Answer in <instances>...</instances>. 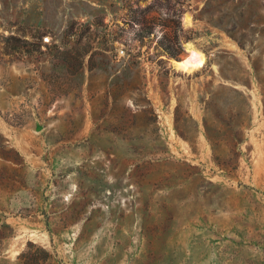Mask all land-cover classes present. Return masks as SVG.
<instances>
[{
  "label": "rangeland",
  "instance_id": "374dc122",
  "mask_svg": "<svg viewBox=\"0 0 264 264\" xmlns=\"http://www.w3.org/2000/svg\"><path fill=\"white\" fill-rule=\"evenodd\" d=\"M92 1L0 0V264H264V0Z\"/></svg>",
  "mask_w": 264,
  "mask_h": 264
},
{
  "label": "trees",
  "instance_id": "16d2710c",
  "mask_svg": "<svg viewBox=\"0 0 264 264\" xmlns=\"http://www.w3.org/2000/svg\"><path fill=\"white\" fill-rule=\"evenodd\" d=\"M255 3L256 2L254 0H246L240 4L241 12L239 13V16L242 17V19H244L246 26L253 25V22L249 20H250V13L252 12ZM234 23L236 24L237 22L235 21ZM235 24L233 25V27H235ZM167 51H169L168 54L170 55V57H178L180 54L179 52L174 51L171 48H167ZM231 92L235 93V90H232ZM206 130L208 131V126H206Z\"/></svg>",
  "mask_w": 264,
  "mask_h": 264
},
{
  "label": "crops",
  "instance_id": "0c3cea01",
  "mask_svg": "<svg viewBox=\"0 0 264 264\" xmlns=\"http://www.w3.org/2000/svg\"><path fill=\"white\" fill-rule=\"evenodd\" d=\"M93 3V6H95V7H98V8H106V6L104 5V4H102V3H100L98 0H93L92 1Z\"/></svg>",
  "mask_w": 264,
  "mask_h": 264
},
{
  "label": "bare ground",
  "instance_id": "6f19581e",
  "mask_svg": "<svg viewBox=\"0 0 264 264\" xmlns=\"http://www.w3.org/2000/svg\"><path fill=\"white\" fill-rule=\"evenodd\" d=\"M186 20H187L188 23H190V22L192 21L189 17H188ZM187 66H191V65H189V64L186 63V62L183 63V64H181V67H187Z\"/></svg>",
  "mask_w": 264,
  "mask_h": 264
}]
</instances>
